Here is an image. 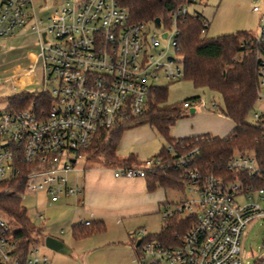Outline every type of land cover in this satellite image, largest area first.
Returning <instances> with one entry per match:
<instances>
[{
	"label": "built area",
	"instance_id": "1",
	"mask_svg": "<svg viewBox=\"0 0 264 264\" xmlns=\"http://www.w3.org/2000/svg\"><path fill=\"white\" fill-rule=\"evenodd\" d=\"M207 0H184L170 13L168 23L133 22L119 0H63L50 13L37 17L33 0H0V40L33 36L37 53L22 50L30 61L31 83L37 63L39 83L29 90L36 97L23 108L0 109V187L24 181V191L43 192L51 202L78 196L81 189L70 185L68 173L82 151L104 130L140 116L154 100L152 90L159 77L178 80L183 64L178 52L177 21L198 15L190 6ZM259 11L258 6L252 7ZM207 21L203 25H207ZM150 25L157 31H150ZM201 32L206 33L207 28ZM165 33V36H163ZM257 41L264 38V8L260 12ZM165 41V44L163 43ZM175 51V56L168 54ZM21 68V69H24ZM256 102L264 105V68L260 69ZM13 88L27 91L17 85ZM193 100L183 106L192 108ZM212 107L217 104L212 102ZM264 128V107L252 112ZM172 167L182 172L188 199L164 203L162 219L192 216L193 225L178 243L149 238L144 228L138 244L139 264H244L241 236L253 219L263 220L261 249L264 252V160L254 152L238 151L217 172L195 164L200 151L192 147L174 151ZM161 164L158 157L139 167L113 168L115 177L145 178ZM0 212V264H48L45 255L30 246L23 255L18 229L8 225ZM36 218L45 220L37 213ZM88 223V222H85ZM62 232V231H61Z\"/></svg>",
	"mask_w": 264,
	"mask_h": 264
},
{
	"label": "trees",
	"instance_id": "2",
	"mask_svg": "<svg viewBox=\"0 0 264 264\" xmlns=\"http://www.w3.org/2000/svg\"><path fill=\"white\" fill-rule=\"evenodd\" d=\"M119 1L128 9L133 22L152 23L155 18H159L164 24L168 23L171 11L184 2ZM204 22L206 19L201 14H187L177 21L178 52L183 64L182 78L190 80L195 87L208 88L221 96L222 114L232 122V130L225 136L200 134L173 137L170 135V128L183 117L182 110L178 104L166 103L167 87L160 86L152 90L154 100L149 102L147 109L140 116L109 130L100 131L94 136L91 144L82 151L87 162L108 168L143 166L144 160L134 154L120 156L117 147L124 131L144 123L156 129L167 143L152 156L160 158L161 164L146 173L148 191L158 187L185 191L182 172L170 165L175 154L166 150L168 145L173 146L175 153L197 147L200 153L195 164L207 172H217L225 161L238 151L254 152L264 160V128L257 123L246 121L248 115L253 112L260 88L259 72L264 68V38L257 41L255 36L247 31L209 38L201 32ZM208 25L209 23L205 25L206 28ZM35 97L36 95L29 91H20L6 98V101L9 108H23ZM197 98L186 100L196 101ZM23 191L22 180L18 184L12 183L10 191H3V187H0V212L19 225V249L24 255L31 245L43 241L44 235L42 229L30 220L26 208L21 204L17 193ZM192 225V216H171L163 220L161 231L158 234H150L149 238L165 243H178ZM103 229L104 223L100 221L76 224L71 228L76 239L88 237Z\"/></svg>",
	"mask_w": 264,
	"mask_h": 264
},
{
	"label": "rangeland",
	"instance_id": "3",
	"mask_svg": "<svg viewBox=\"0 0 264 264\" xmlns=\"http://www.w3.org/2000/svg\"><path fill=\"white\" fill-rule=\"evenodd\" d=\"M63 0H33L35 14L37 17L46 16ZM258 6L259 11H253L252 7ZM264 8V0H207L205 4H197L189 7V11L195 9L201 14L209 25L205 33L206 37H217L224 34H231L237 31H247L253 35L257 33L260 12ZM150 31L157 32L152 25ZM165 44V41H163ZM22 50L37 53L38 44L34 41L33 36H17L11 39L0 40V109L8 105L6 98L19 92L17 87L13 88V80L17 85H25L24 90H35L42 85L39 83L40 70L38 65L35 69V82L31 83V69L24 68L30 65L22 55ZM168 54L175 56L173 49H168ZM19 68V69H18ZM24 68V69H20ZM157 85L166 86V103L178 104L181 107L183 117L175 122L170 128V135L177 136L187 134L191 129L194 116L205 111H212L222 117L218 123L219 127L224 128L222 134H228L232 128V122L222 114L223 101L221 96L208 88L195 87L188 79H178L169 81L159 77ZM191 97H198L193 103L192 108L195 112L189 113V108L183 106V102ZM212 102L217 104L212 107ZM264 105L255 103L253 110L260 112ZM247 122L255 123L252 112L248 115ZM135 131H124L117 147V152L122 157L130 154L136 155L141 160H146L156 154L162 146H166V140L154 128L148 127V124H141L134 127ZM71 178L82 183L84 176L89 177L92 182L98 181L108 185L113 177V169L103 167L98 164L87 162L85 159H77L74 162L73 170L68 173ZM68 175V176H69ZM84 175V176H83ZM123 177V176H121ZM157 191L154 189L151 193L155 196ZM167 203L182 202L189 197L187 191L177 189L167 190ZM21 204L26 208L30 220L43 231V235H51L59 238L72 252L68 255L61 254L45 246L44 241L33 244L39 254L49 257V264H139L137 253L129 245L126 239L125 231L131 230V236L136 240L142 235L134 234L139 228H144L147 233L158 234L163 224L162 214L158 212L156 201L146 208L140 205L145 202L140 197H134L129 200V207L123 213L124 218L116 222L115 220L104 221V229L93 232L88 237L76 239L72 235L70 224H58V218L62 216L59 211L55 210V205L51 204L45 193L40 192L37 195L26 193L21 197ZM146 198V197H145ZM155 199V198H154ZM144 204V203H143ZM163 206H161L162 209ZM79 210L75 209L69 212L73 219L78 218ZM37 213H42L47 218L40 220L36 218ZM6 221L13 229H18L19 225L13 219L6 218ZM64 232L58 234L60 228ZM263 235V220L256 218L250 221L241 236V259L244 264H264V252L261 249V240ZM87 251L85 255L82 253ZM52 257V258H51ZM53 257H58L53 260Z\"/></svg>",
	"mask_w": 264,
	"mask_h": 264
},
{
	"label": "crops",
	"instance_id": "4",
	"mask_svg": "<svg viewBox=\"0 0 264 264\" xmlns=\"http://www.w3.org/2000/svg\"><path fill=\"white\" fill-rule=\"evenodd\" d=\"M191 121L193 122V124L191 125V129L187 134L179 136L174 134L172 136L184 137L200 134H210L212 136L227 135L221 133V131L224 132V128H221L219 127L220 125H218V123L222 121V117L212 111H205L203 109L202 112L194 116ZM148 127L150 126L148 125ZM134 129L135 128L132 127L127 130L133 131ZM113 177L114 178H112L109 183H107L108 185H104L105 183L102 184L98 181L94 183L90 180L89 177L84 176L83 182L80 184L74 181L69 175V184L80 188L81 194L78 196L62 197L57 202L51 203L55 205V210L59 211L60 214H62V216L57 220L58 224H70L72 228L73 225L89 221H100L104 223V221L107 220H115L116 222H119V220L124 218V215H131L123 213V211L128 210V207L130 205L129 200L134 197H140V199L145 200V202H143L144 204L142 203L140 205L141 208H146L144 209V211H147V207L145 206H150L151 203H154L153 201H156L158 212H161V206H163V204L167 202L166 192L169 188H156L155 190L157 192L155 193V196L152 197L150 193L152 191L147 190L145 178L115 177L114 175ZM146 200L152 202L147 203ZM75 209H78V213H80L78 214L79 216L77 219H73L68 215L70 211ZM46 219L47 218L45 217V220ZM63 232L64 228L61 227L58 231V234ZM124 234L126 236V239L128 238V240L130 241L129 245H132L136 253H138V249L136 248V246L138 245L135 244L137 240L134 244L132 243V241L134 242V237L131 236L132 231L126 230ZM71 252L72 251L68 249L67 253L61 254L69 255ZM86 252L87 251H84L82 254L85 255ZM56 258L58 257H53V260ZM47 259L49 264V257H47Z\"/></svg>",
	"mask_w": 264,
	"mask_h": 264
},
{
	"label": "water",
	"instance_id": "5",
	"mask_svg": "<svg viewBox=\"0 0 264 264\" xmlns=\"http://www.w3.org/2000/svg\"><path fill=\"white\" fill-rule=\"evenodd\" d=\"M154 23L156 24V26H159V24H160L159 18H155ZM163 36H165V33H163ZM194 112H195L194 108L189 109L190 114H193ZM43 241H44L45 246L48 247L49 249H52V250L60 252V253H67L68 252L66 245L61 240H59L53 236L47 235L44 237ZM135 244L138 245L139 240H137Z\"/></svg>",
	"mask_w": 264,
	"mask_h": 264
}]
</instances>
